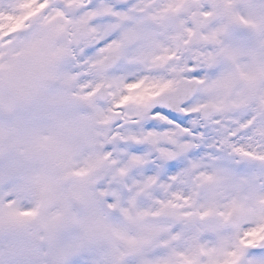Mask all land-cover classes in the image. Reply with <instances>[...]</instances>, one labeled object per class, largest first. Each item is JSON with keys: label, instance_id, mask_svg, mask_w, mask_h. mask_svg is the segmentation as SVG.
Returning a JSON list of instances; mask_svg holds the SVG:
<instances>
[{"label": "snow or ice", "instance_id": "1", "mask_svg": "<svg viewBox=\"0 0 264 264\" xmlns=\"http://www.w3.org/2000/svg\"><path fill=\"white\" fill-rule=\"evenodd\" d=\"M0 264H264V0H0Z\"/></svg>", "mask_w": 264, "mask_h": 264}]
</instances>
